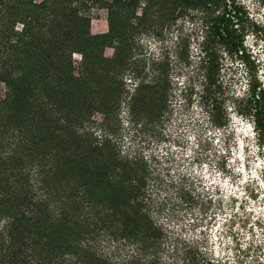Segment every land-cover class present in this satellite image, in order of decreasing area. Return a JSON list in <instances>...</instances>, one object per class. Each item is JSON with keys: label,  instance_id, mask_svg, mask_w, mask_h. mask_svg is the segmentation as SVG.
<instances>
[{"label": "trees", "instance_id": "1", "mask_svg": "<svg viewBox=\"0 0 264 264\" xmlns=\"http://www.w3.org/2000/svg\"><path fill=\"white\" fill-rule=\"evenodd\" d=\"M219 2L0 0V83L5 89L0 98V264H111L98 248L100 240H129L147 251L157 247L162 228L146 206L147 166L122 154L109 131L98 137L91 130L93 112L115 113L124 93L121 81L105 68L104 61L112 59L104 49L127 42L132 19L145 25L166 10L180 15ZM232 7L238 17L241 5ZM93 8L108 9L109 31H91ZM230 20L226 14L216 16L215 35L239 50L241 40L229 29ZM73 52L82 55L78 74ZM50 69L57 76L49 80L53 95L46 92ZM216 73L219 66L209 57L207 84L217 82ZM104 82L112 84L103 87ZM260 84L250 82V95L258 96L255 127L264 128ZM142 87L165 89L159 81ZM201 98L220 124L221 96L215 91L205 98L203 92ZM156 99L136 95L131 108L159 113L165 101ZM108 121L103 124L113 131ZM148 261L159 264L155 255ZM198 263L195 257L192 264Z\"/></svg>", "mask_w": 264, "mask_h": 264}, {"label": "rangeland", "instance_id": "2", "mask_svg": "<svg viewBox=\"0 0 264 264\" xmlns=\"http://www.w3.org/2000/svg\"><path fill=\"white\" fill-rule=\"evenodd\" d=\"M233 3L242 7L238 17ZM222 14L231 17L239 50L215 35L214 19ZM91 15L93 33L109 31L107 8H93ZM132 22L126 43L104 49L112 59L105 68L124 88L122 102L108 116L97 108L90 124L95 135L109 131L122 154L147 166L146 206L162 235L149 251L119 239L100 240V252L111 264H150L152 255L159 264H192L195 257L198 264H264V128L255 127L258 96L250 95L251 81L261 83L259 95L264 91V0H220L180 15L166 10L145 25ZM72 57L78 74L82 55ZM209 57L219 66L212 84L205 79ZM53 72L46 92L54 89ZM158 81L165 88L159 92L142 87ZM106 83L112 84L101 86ZM4 91L0 83V98ZM215 91L222 98L220 124L201 98ZM140 94L162 97L165 106L152 115L139 105L132 109V98ZM106 117L113 131L103 124Z\"/></svg>", "mask_w": 264, "mask_h": 264}]
</instances>
